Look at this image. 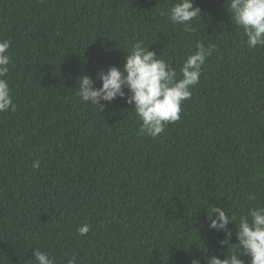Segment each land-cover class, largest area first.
<instances>
[{
    "label": "trees",
    "instance_id": "obj_1",
    "mask_svg": "<svg viewBox=\"0 0 264 264\" xmlns=\"http://www.w3.org/2000/svg\"><path fill=\"white\" fill-rule=\"evenodd\" d=\"M172 2L0 0L16 106L0 113V264H36L35 248L57 264H190L204 248L223 258L209 203L237 217L247 193L264 204V48L247 47L228 0H194L193 33L168 21ZM198 41L215 50L155 139L124 98L101 109L76 95L80 75L99 87L136 43L179 70Z\"/></svg>",
    "mask_w": 264,
    "mask_h": 264
},
{
    "label": "clouds",
    "instance_id": "obj_2",
    "mask_svg": "<svg viewBox=\"0 0 264 264\" xmlns=\"http://www.w3.org/2000/svg\"><path fill=\"white\" fill-rule=\"evenodd\" d=\"M228 11L234 24L242 29L247 47L264 48V0H228ZM200 17L201 11L194 6V0H173L167 10L168 21L183 26L187 33L196 31L192 22ZM9 48L10 41L0 39V113L15 111L16 108L8 79ZM214 50V45L198 41L195 50L186 54L177 70L160 58V54L148 50V46L136 43L125 55L122 67L113 65L98 72L99 87L95 86L90 75H80L76 82V95L82 102L101 109L105 107L101 101L111 103L118 97L124 98L126 103L133 105L132 110L140 122L139 132L155 139L164 132L167 124L181 118V104L191 98L202 67ZM39 165L40 161L36 160L32 167L36 169ZM244 198L250 207L238 217L228 215L224 208L209 203L207 227L225 232L219 243L226 246L227 251L221 258L205 255L204 248L201 257H191L190 264H201V259L204 264H264V204L259 203L256 192L247 193ZM230 222L235 229L236 243H230L233 232L226 228ZM89 231L88 223L77 228L81 236H86ZM33 258L36 264H57L55 257L39 248L34 249ZM67 264H77L75 255L68 258Z\"/></svg>",
    "mask_w": 264,
    "mask_h": 264
}]
</instances>
